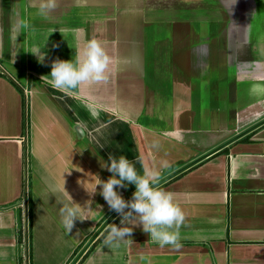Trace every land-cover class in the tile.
Segmentation results:
<instances>
[{
  "label": "crops",
  "instance_id": "0c3cea01",
  "mask_svg": "<svg viewBox=\"0 0 264 264\" xmlns=\"http://www.w3.org/2000/svg\"><path fill=\"white\" fill-rule=\"evenodd\" d=\"M38 3L0 0V264H23L27 195L31 264H69L113 213L83 187L109 177V154L141 173L143 162L159 181L264 119V0H57L47 19ZM20 22L30 27L17 34ZM92 38L117 61L108 80L53 89L43 76L51 61ZM44 40L41 64L23 49ZM221 150L157 187L185 214L182 247H158L137 224L77 264H264V124ZM133 190L117 189L125 200ZM70 197L92 201L90 219L65 234L57 208Z\"/></svg>",
  "mask_w": 264,
  "mask_h": 264
},
{
  "label": "clouds",
  "instance_id": "9594fccd",
  "mask_svg": "<svg viewBox=\"0 0 264 264\" xmlns=\"http://www.w3.org/2000/svg\"><path fill=\"white\" fill-rule=\"evenodd\" d=\"M234 3L235 0H231V4ZM56 7L57 0H39L38 5L35 6V14L47 19L49 13ZM29 27L26 22L18 23L17 34L21 30L27 31ZM45 40L42 44L31 49H23L25 52L33 54L37 63H44L45 52L41 49ZM74 50L71 59L56 58L52 60L50 71L43 75L48 78L47 83L53 89L65 95H71L82 84L106 82L109 74L117 65V61L95 38L88 39L82 48L79 50L74 48ZM174 139L181 142L182 136L178 134ZM153 147H156L155 143ZM140 163L143 169L142 173L138 172L136 166L125 156L109 154L107 160L101 163V167L106 168L110 173L109 177L106 180H101L96 176V181L90 189L83 184L89 196L99 191L108 208L119 216V226L111 224V227L105 230L102 236V246L118 247L122 241L131 238L132 226L138 224L140 230L153 244L161 248L168 246L179 249L182 244L178 230L185 222V214L175 202L172 193L156 188L159 171L146 168L143 162ZM169 166V162L163 161L160 168L166 169ZM128 185H132L134 190L131 198L125 200L117 189L126 188ZM58 202L60 204L57 208L59 227L65 234L71 232L75 221L82 222L85 219H90L86 212L92 203L90 199L83 205L73 202L71 197L66 202Z\"/></svg>",
  "mask_w": 264,
  "mask_h": 264
},
{
  "label": "water",
  "instance_id": "95a60500",
  "mask_svg": "<svg viewBox=\"0 0 264 264\" xmlns=\"http://www.w3.org/2000/svg\"><path fill=\"white\" fill-rule=\"evenodd\" d=\"M264 124V119L255 123L254 125L248 127L247 129L243 130L242 132L236 134L235 136H233L232 138H230L229 140H227L226 142H224L223 144L213 148L212 150L203 153L202 155L198 156L197 158L191 160L190 162L186 163L184 166L180 167L179 169H177L176 171H174L173 173L169 174L168 176L162 178L161 180L157 181L156 183V188L158 186H160L161 184L165 183L166 181H168L169 179L173 178L174 176L182 173L183 171L189 169L190 167L198 164L199 162H201L202 160L206 159L207 157L217 153L218 151H220L222 148H224L225 146H228L229 144H231L232 142L238 140L239 138L243 137L244 135L252 132L253 130L257 129L258 127H260L261 125ZM118 216L117 213L113 212L100 226L99 228L92 234V236L87 240V242L82 246V248L78 251V253L74 256V258L69 262V264H77V262L80 260V258L85 254V252L87 251V249L91 246V244L97 239V237L102 233V231L109 225V223H111V221Z\"/></svg>",
  "mask_w": 264,
  "mask_h": 264
},
{
  "label": "trees",
  "instance_id": "16d2710c",
  "mask_svg": "<svg viewBox=\"0 0 264 264\" xmlns=\"http://www.w3.org/2000/svg\"><path fill=\"white\" fill-rule=\"evenodd\" d=\"M17 86V85H16ZM223 151V150H221ZM25 201H26V207L27 208V212H26V217L23 220L22 224H21V229L19 230V234L22 235L24 237L25 235V241H24V246H25V258L23 259V264H31V248H30V202H29V198L28 195L27 197H24ZM119 218V216H117V218H115L111 223H109V225L102 231V233L99 235V237L91 244V246L87 249V251L85 252V254L81 257L83 258L92 248V246L99 240L102 238L103 234L105 233V230L111 227V224H114V222ZM21 236V237H22ZM20 239V238H19ZM21 240V239H20ZM78 250L74 253L73 257L77 254ZM80 258V259H81ZM80 261V260H79ZM78 261V262H79ZM77 262V263H78ZM21 264V261H20Z\"/></svg>",
  "mask_w": 264,
  "mask_h": 264
},
{
  "label": "rangeland",
  "instance_id": "374dc122",
  "mask_svg": "<svg viewBox=\"0 0 264 264\" xmlns=\"http://www.w3.org/2000/svg\"><path fill=\"white\" fill-rule=\"evenodd\" d=\"M175 39H176V37H175ZM171 38L169 39V40H166L163 44H162V48H161V53L163 54V58L166 60H170V59H172L173 57H172V53H173V46H172V43H171ZM168 65H169V63H168ZM234 74H235V71H234V69L233 70H229V72H228V77L229 78H231L232 79V81H233V77H234ZM217 76H218V73H217V71H213L212 73H211V79H212V82H213V88L211 87V89L212 90H215V86H214V81H217ZM217 83V82H216ZM215 83V84H216ZM232 84H233V82H231ZM229 85H231L230 84V82H229ZM229 87V86H228ZM215 92V91H214ZM209 95V94H208ZM214 96V93L212 94V96L210 97L209 96V98H208V100L210 101V102H212V101H215V99L213 100L212 99V97ZM205 97H207V94H205ZM206 102H207V99L205 100ZM214 103L215 102H213L212 104L214 105ZM26 111H27V107H26ZM230 139V138H229ZM227 141V140H226ZM225 142V141H224ZM223 142V143H224ZM26 178H28L27 179V182H25V192H26V189L28 188V183H29V175L26 177ZM26 210H27V207L25 208ZM92 236V235H91ZM90 236V237H91ZM86 243V242H85ZM81 249V248H80ZM79 251V250H78ZM78 253V252H77ZM74 258V257H73Z\"/></svg>",
  "mask_w": 264,
  "mask_h": 264
}]
</instances>
